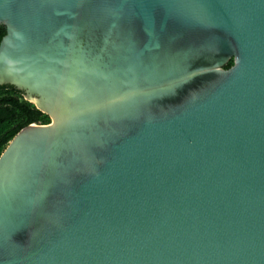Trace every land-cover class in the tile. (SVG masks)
Listing matches in <instances>:
<instances>
[{"label":"water","instance_id":"water-1","mask_svg":"<svg viewBox=\"0 0 264 264\" xmlns=\"http://www.w3.org/2000/svg\"><path fill=\"white\" fill-rule=\"evenodd\" d=\"M0 85V264H264V0H0Z\"/></svg>","mask_w":264,"mask_h":264},{"label":"trees","instance_id":"trees-1","mask_svg":"<svg viewBox=\"0 0 264 264\" xmlns=\"http://www.w3.org/2000/svg\"><path fill=\"white\" fill-rule=\"evenodd\" d=\"M232 63L233 57H230L224 67ZM2 104L14 107V112L8 117L0 118V153L22 126L35 120H41L43 123L50 121V116L46 112L26 99L23 91L15 87L0 85V105Z\"/></svg>","mask_w":264,"mask_h":264}]
</instances>
